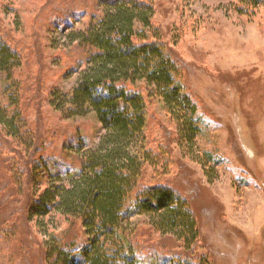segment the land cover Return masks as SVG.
I'll list each match as a JSON object with an SVG mask.
<instances>
[{"label":"rangeland","instance_id":"374dc122","mask_svg":"<svg viewBox=\"0 0 264 264\" xmlns=\"http://www.w3.org/2000/svg\"><path fill=\"white\" fill-rule=\"evenodd\" d=\"M243 13L236 0H154L153 28L182 71L196 105L199 133L192 152L177 141L162 101L142 91L148 148L170 162L148 168L141 185L172 187L187 202L198 225L195 253L148 226L144 216L123 227L139 254L192 264H264V0ZM98 0H0V40L20 61L9 79L0 72V107L15 99L26 123V144L0 129V264H45L50 237L76 248L86 244L80 226L63 218L27 222L25 169L37 160L77 168L79 151L102 135L94 115L65 120L48 104L51 91L69 93L85 62L70 43L101 15ZM163 152V153H164ZM31 190L29 189V192ZM168 262V261H167Z\"/></svg>","mask_w":264,"mask_h":264},{"label":"trees","instance_id":"16d2710c","mask_svg":"<svg viewBox=\"0 0 264 264\" xmlns=\"http://www.w3.org/2000/svg\"><path fill=\"white\" fill-rule=\"evenodd\" d=\"M153 1L98 0L100 17L67 36L84 51V66L72 90L51 91L48 104L65 120L94 115L102 135L94 148L79 151L74 170L41 159L25 169L26 221L58 216L71 227L78 224L87 239L76 248L50 237L42 247L45 264H189L139 254L136 238L123 227L135 216L146 217L151 230L174 239L185 253H195L199 230L186 200L167 185H141L148 168L170 162L166 152L148 148L142 91L162 101L187 151L192 152L199 133L182 71L152 26ZM236 1L241 13L261 5L260 0ZM18 67L16 51L0 40V72L10 79ZM11 107H0V129L26 144L30 159L36 144L24 141L26 123L16 99Z\"/></svg>","mask_w":264,"mask_h":264}]
</instances>
